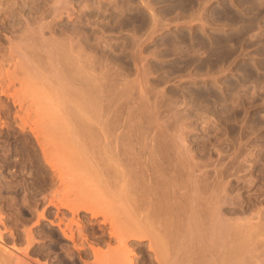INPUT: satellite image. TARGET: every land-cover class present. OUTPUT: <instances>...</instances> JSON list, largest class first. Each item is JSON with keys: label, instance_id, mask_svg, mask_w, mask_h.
<instances>
[{"label": "bare ground", "instance_id": "6f19581e", "mask_svg": "<svg viewBox=\"0 0 264 264\" xmlns=\"http://www.w3.org/2000/svg\"><path fill=\"white\" fill-rule=\"evenodd\" d=\"M19 2L0 0V35L12 42L8 55L0 51V63L7 61L4 72L0 68V85L15 87L10 91L1 85L9 92L1 87L0 92L13 97L20 92L22 103L19 98L16 102L26 116L16 110L24 123L17 125L24 131L23 125L31 122L28 126L44 160L50 165L58 159L63 167L55 161L51 166L66 170H58L61 182L82 187L67 192L69 204L61 216L48 219L57 263L264 264V221L247 224L242 217H228L225 173L215 184L210 180L202 184L211 168L198 167L201 164L195 162L182 135L169 133L145 92L132 98V82L108 74L99 55L94 59L90 54L89 59L70 47L72 43L62 44L42 32L39 36L33 32L37 38L31 36L33 30L30 36H20L16 30L3 32L1 5L11 10ZM50 6L41 17L45 23L57 20L76 26L84 21L80 15L73 19L68 0H54ZM7 14L5 18L16 22V13ZM42 221L41 213L35 223ZM31 226L24 227L23 247H8L0 236V264H47L31 254L37 243ZM95 227L98 231L90 230ZM98 232L106 238V250L100 247ZM144 247L149 254L143 259L136 256V248ZM87 250L90 259L85 257Z\"/></svg>", "mask_w": 264, "mask_h": 264}, {"label": "rangeland", "instance_id": "374dc122", "mask_svg": "<svg viewBox=\"0 0 264 264\" xmlns=\"http://www.w3.org/2000/svg\"><path fill=\"white\" fill-rule=\"evenodd\" d=\"M68 1L74 8L73 19L83 17L79 26L57 20L47 25L43 21L54 0H20L11 10L1 5L5 9L1 14L3 32L16 30L20 36H28L33 30L30 34L36 38L42 32L62 44L72 43L70 47L83 51L89 59L90 54L92 58L99 55L111 72L108 74L132 82V98L145 92L169 133L182 135L195 162L202 165L198 167L211 168L208 176L213 175L212 179H200L202 184H215L219 174L225 173L228 203L224 210L228 217H242L247 224L264 221V0ZM12 12L16 22L5 18ZM11 43L0 35V51L6 55ZM6 62L0 63L3 72ZM9 94L0 92V124H6L0 126L1 240L8 247L25 246L24 227L32 224L37 237L32 256L43 263L58 264L56 239L48 219L61 216L69 204L67 192L82 187L80 183L68 187L61 182L60 168L53 167L60 162L55 156L57 161L50 165L44 160L28 126L31 122L22 126L24 131L19 127L24 124L20 118L26 116L17 103L20 92L13 93L15 97ZM16 110L24 114L19 116ZM41 213L44 221L38 225L35 220ZM90 230L98 231L96 227ZM97 236L100 247L106 250V238L100 232ZM136 252V256L148 258L145 247L136 248ZM85 257L91 258L89 250Z\"/></svg>", "mask_w": 264, "mask_h": 264}]
</instances>
